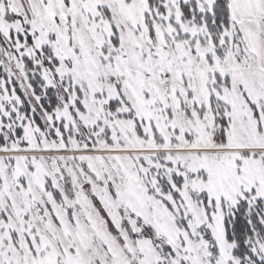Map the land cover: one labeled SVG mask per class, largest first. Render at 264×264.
<instances>
[{"label": "snow or ice", "instance_id": "obj_1", "mask_svg": "<svg viewBox=\"0 0 264 264\" xmlns=\"http://www.w3.org/2000/svg\"><path fill=\"white\" fill-rule=\"evenodd\" d=\"M0 264H264V0H0Z\"/></svg>", "mask_w": 264, "mask_h": 264}]
</instances>
